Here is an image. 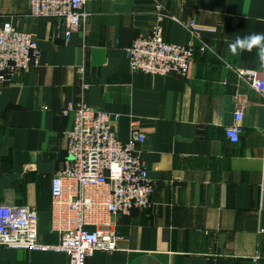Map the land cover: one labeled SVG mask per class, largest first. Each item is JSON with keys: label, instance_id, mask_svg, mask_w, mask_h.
<instances>
[{"label": "crops", "instance_id": "crops-1", "mask_svg": "<svg viewBox=\"0 0 264 264\" xmlns=\"http://www.w3.org/2000/svg\"><path fill=\"white\" fill-rule=\"evenodd\" d=\"M157 6L166 43L204 48L185 77L129 71L125 51L149 33ZM83 10L88 21L64 40L54 20L29 14L28 0H0V20L33 35L40 53L36 68L0 88V205L34 208L38 242H58L50 179L64 165L73 123L60 112L80 103L116 115L110 126L121 143L132 127L143 134L140 157L153 186L146 210L109 218L116 250L85 264H264V102L236 74L264 70L256 50H228L238 36L264 33V0H85ZM237 111L242 132L230 143L223 130ZM0 264L68 258L0 246Z\"/></svg>", "mask_w": 264, "mask_h": 264}, {"label": "built area", "instance_id": "built-area-1", "mask_svg": "<svg viewBox=\"0 0 264 264\" xmlns=\"http://www.w3.org/2000/svg\"><path fill=\"white\" fill-rule=\"evenodd\" d=\"M29 14L34 18L55 21L64 40L84 26L89 14L83 10L85 0H28ZM156 20L149 33L135 38L125 53L131 73L175 75L185 77L196 52L192 42L179 46L163 39L164 15L156 7ZM171 20L174 21L172 17ZM187 28L199 37L193 23ZM39 48L31 34L16 31L9 21L0 20V88L15 77L39 65ZM84 76L83 66L76 68ZM236 74L258 93L264 102V72L238 69ZM61 116L73 115L66 132V160L50 179V227L58 237L54 245L38 242V216L32 207L0 205V246L30 251L65 254L68 264H85L95 252L116 250L119 237L109 218L129 216L134 210H146L153 186L140 157L144 136L131 128L126 143L117 141L111 130L116 115L68 104ZM242 115L234 114L233 124L224 128L230 143H236L242 132ZM92 228V229H90Z\"/></svg>", "mask_w": 264, "mask_h": 264}, {"label": "clouds", "instance_id": "clouds-1", "mask_svg": "<svg viewBox=\"0 0 264 264\" xmlns=\"http://www.w3.org/2000/svg\"><path fill=\"white\" fill-rule=\"evenodd\" d=\"M228 50L233 56L245 51L252 52L256 50L259 67L264 70V33H252L244 37L238 36L228 44Z\"/></svg>", "mask_w": 264, "mask_h": 264}]
</instances>
